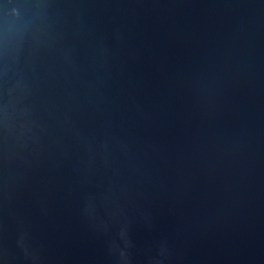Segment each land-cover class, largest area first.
Wrapping results in <instances>:
<instances>
[{
  "label": "water",
  "instance_id": "obj_1",
  "mask_svg": "<svg viewBox=\"0 0 264 264\" xmlns=\"http://www.w3.org/2000/svg\"><path fill=\"white\" fill-rule=\"evenodd\" d=\"M0 264H264V0H0Z\"/></svg>",
  "mask_w": 264,
  "mask_h": 264
}]
</instances>
